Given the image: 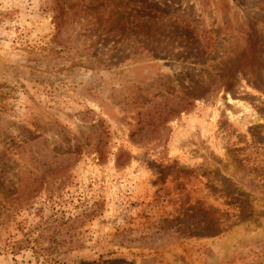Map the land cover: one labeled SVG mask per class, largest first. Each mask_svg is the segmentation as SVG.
Returning <instances> with one entry per match:
<instances>
[{
  "label": "rangeland",
  "instance_id": "374dc122",
  "mask_svg": "<svg viewBox=\"0 0 264 264\" xmlns=\"http://www.w3.org/2000/svg\"><path fill=\"white\" fill-rule=\"evenodd\" d=\"M0 264H264V0H0Z\"/></svg>",
  "mask_w": 264,
  "mask_h": 264
}]
</instances>
